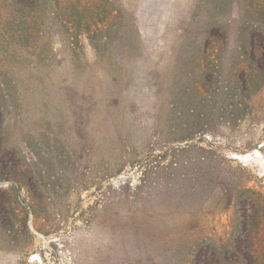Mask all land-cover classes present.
Here are the masks:
<instances>
[{"label": "rangeland", "instance_id": "374dc122", "mask_svg": "<svg viewBox=\"0 0 264 264\" xmlns=\"http://www.w3.org/2000/svg\"><path fill=\"white\" fill-rule=\"evenodd\" d=\"M20 1L0 0V264H205L238 236L264 264V87L227 78L264 0Z\"/></svg>", "mask_w": 264, "mask_h": 264}, {"label": "trees", "instance_id": "16d2710c", "mask_svg": "<svg viewBox=\"0 0 264 264\" xmlns=\"http://www.w3.org/2000/svg\"><path fill=\"white\" fill-rule=\"evenodd\" d=\"M13 2L17 5H21L22 8L26 7L24 2L20 0H13ZM251 7V11L255 14L257 20H261V18H264V8H259L256 4H252ZM195 24L197 26L199 25V40L202 41V45L204 42H207L211 38L210 31L212 30L213 21L211 17H208L206 15L202 19H198ZM257 28L264 33V19L263 21L261 20V24ZM251 47L252 52L250 57L242 60L244 62V75L239 77L238 79H234L231 74H229L227 77L231 81L237 80L235 86L236 89L238 90V92L246 94L250 100H252L254 96L258 94L264 87V38L262 40H257L255 36H253L251 38ZM223 62L224 60L221 59V66ZM201 66L205 71V75L203 76L198 87L202 95L205 96V98H208L213 93V91H215L216 94H214V96L216 97V100H218L217 102H226L227 100L231 99L234 93L232 88L225 87L219 90L214 84L213 71L217 66V62L215 59H212V54H210L208 50H203L202 52ZM204 116L206 115H200L199 117L205 118ZM248 204L249 203L245 201L244 206H247ZM244 216L247 220L250 217V214L246 211ZM248 237L252 239L254 235L249 232ZM239 238L240 236L237 237V240ZM237 240H235V242L231 246L218 247L212 249L213 251L211 253L207 252L206 256L208 257L210 255L211 260H208L205 264H239L238 259L240 257V254L245 253L239 247H237V249L235 248L236 246L234 245H236ZM231 247L234 249H230ZM248 252L249 255L252 256V258L254 257V263H256L258 259V255L256 254L257 250H254L253 247H251Z\"/></svg>", "mask_w": 264, "mask_h": 264}]
</instances>
